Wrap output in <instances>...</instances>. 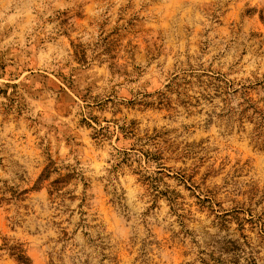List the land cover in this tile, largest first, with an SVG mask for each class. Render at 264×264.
Listing matches in <instances>:
<instances>
[{
	"label": "rangeland",
	"instance_id": "obj_1",
	"mask_svg": "<svg viewBox=\"0 0 264 264\" xmlns=\"http://www.w3.org/2000/svg\"><path fill=\"white\" fill-rule=\"evenodd\" d=\"M0 264H264V0H0Z\"/></svg>",
	"mask_w": 264,
	"mask_h": 264
}]
</instances>
